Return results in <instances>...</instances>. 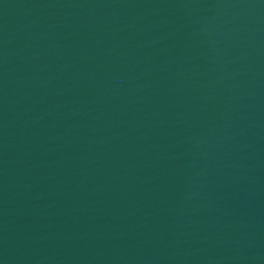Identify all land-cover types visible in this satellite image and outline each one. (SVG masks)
Instances as JSON below:
<instances>
[{"label": "water", "instance_id": "water-1", "mask_svg": "<svg viewBox=\"0 0 264 264\" xmlns=\"http://www.w3.org/2000/svg\"><path fill=\"white\" fill-rule=\"evenodd\" d=\"M0 264H264V0H0Z\"/></svg>", "mask_w": 264, "mask_h": 264}]
</instances>
